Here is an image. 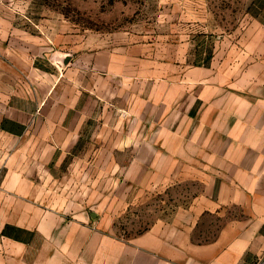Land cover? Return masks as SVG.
Instances as JSON below:
<instances>
[{
    "label": "crops",
    "instance_id": "crops-1",
    "mask_svg": "<svg viewBox=\"0 0 264 264\" xmlns=\"http://www.w3.org/2000/svg\"><path fill=\"white\" fill-rule=\"evenodd\" d=\"M258 35L203 38L159 75L142 67L155 57L147 43L66 52L56 84L71 91L53 129L30 130L39 116L11 105L4 123L21 130L2 127L21 162L0 189V264H263ZM157 194L172 208L123 237L121 214Z\"/></svg>",
    "mask_w": 264,
    "mask_h": 264
},
{
    "label": "rangeland",
    "instance_id": "rangeland-1",
    "mask_svg": "<svg viewBox=\"0 0 264 264\" xmlns=\"http://www.w3.org/2000/svg\"><path fill=\"white\" fill-rule=\"evenodd\" d=\"M261 28L264 0H0V189L7 171L14 173L21 162L20 139L2 130L4 124L21 130L15 121L4 123L7 114H15L10 105L33 119L39 116L30 130H52L46 120L61 111L55 100L71 91L66 81L56 84L62 71L68 77L66 52L82 51L85 42L96 48L147 43L155 57L142 67L154 66L159 75L171 64L179 68L181 50L194 54L203 38H259ZM198 60L194 55L188 59ZM41 100L45 106H38ZM193 189L189 186L188 192ZM169 198L157 194L131 205L118 218V231L127 237L143 229L172 208ZM5 206L10 208L1 197L0 211ZM15 208L18 203L12 204Z\"/></svg>",
    "mask_w": 264,
    "mask_h": 264
},
{
    "label": "water",
    "instance_id": "water-1",
    "mask_svg": "<svg viewBox=\"0 0 264 264\" xmlns=\"http://www.w3.org/2000/svg\"><path fill=\"white\" fill-rule=\"evenodd\" d=\"M65 61H67V58L65 59Z\"/></svg>",
    "mask_w": 264,
    "mask_h": 264
}]
</instances>
